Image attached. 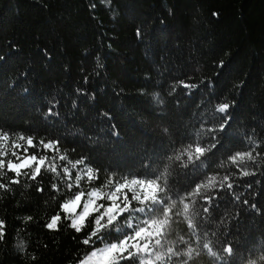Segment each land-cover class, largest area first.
<instances>
[{
	"label": "trees",
	"instance_id": "trees-1",
	"mask_svg": "<svg viewBox=\"0 0 264 264\" xmlns=\"http://www.w3.org/2000/svg\"><path fill=\"white\" fill-rule=\"evenodd\" d=\"M181 80L197 87L184 88ZM233 101L230 126L221 132L227 114L216 106ZM0 128L37 142L60 139L70 160L87 156L100 168L95 186L109 172L159 170L166 155L215 135L221 143L208 154L209 166L182 182L191 190L205 173H234L231 191L213 190L220 207L210 209L207 239L227 233L242 253L258 252L264 249V0H0ZM253 148L256 161L240 166L253 176L240 175L235 165L216 166ZM52 176L45 173L40 184L21 178L11 191L0 190V264H77L90 250L82 244L87 230L68 227L62 212L58 231L46 227L72 194L54 193ZM203 203L196 206L202 216ZM174 228L188 231L183 222ZM196 264L218 262L202 252Z\"/></svg>",
	"mask_w": 264,
	"mask_h": 264
},
{
	"label": "snow or ice",
	"instance_id": "snow-or-ice-1",
	"mask_svg": "<svg viewBox=\"0 0 264 264\" xmlns=\"http://www.w3.org/2000/svg\"><path fill=\"white\" fill-rule=\"evenodd\" d=\"M137 35H140L139 30ZM179 84L189 90L197 87L182 80ZM234 104L233 101L232 105L220 103L216 106L217 112L227 114L219 124V131L223 132L230 126L229 109ZM47 115H53L52 108L48 109ZM163 131L168 133L167 128ZM208 131L215 132L217 129ZM113 135L118 138L119 134L114 131ZM220 143L215 135L207 144L196 140L176 149L172 155H166L159 170L123 176L113 171L108 173L102 184L95 186L93 182L100 180V168L93 166L87 156L70 160L67 153H61L60 139L46 141L42 138L37 142L34 135L11 133L0 128V178L7 177L8 173L13 174L8 183H0V190L11 191L10 185L20 184L21 178L40 184L45 173H52L50 189L60 196H64L65 189L72 194L63 199L59 205L60 212L51 217L46 227L58 231L62 212L63 219L71 221L68 227L77 233L87 230L82 244L90 250L77 264H196L202 252L213 257L218 264H238V261L240 264H264V249L258 252L247 250V254H244L239 240L227 233L222 234L224 238L221 239L213 232L212 236L216 240L207 239L208 231L204 225L213 219L210 209L220 207L213 190L219 188L231 191L233 183L229 181L234 173L223 176L205 173L204 179L191 190H185L188 185L182 182L201 174L209 166L208 154L213 153ZM29 149L36 151L29 154ZM41 149L55 155L40 154ZM255 151V148L237 151L216 166L226 168L229 164L235 165L240 168V175L253 176L254 172L240 166L245 165L246 161L254 163L256 155H259H253ZM57 160L66 161V164L61 167ZM174 164L187 171L174 174ZM178 175L182 179H177ZM82 181L92 186L85 189L81 186ZM73 188L78 190L72 192ZM36 190L43 192L45 188L38 186ZM234 198L237 201L240 199L239 196ZM198 200L204 202L200 209L207 215L202 216L201 211L196 210ZM243 203L249 202L244 200ZM250 207L260 211L254 203ZM31 219L30 216L25 218ZM181 222L187 225L188 231L184 234L174 228ZM4 239L5 222L0 219V241Z\"/></svg>",
	"mask_w": 264,
	"mask_h": 264
}]
</instances>
